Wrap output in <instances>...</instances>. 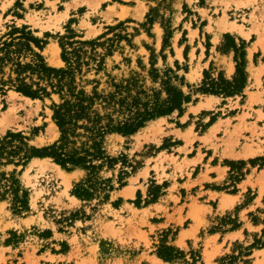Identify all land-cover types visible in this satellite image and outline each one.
Masks as SVG:
<instances>
[{
  "label": "rangeland",
  "instance_id": "1",
  "mask_svg": "<svg viewBox=\"0 0 264 264\" xmlns=\"http://www.w3.org/2000/svg\"><path fill=\"white\" fill-rule=\"evenodd\" d=\"M12 25L25 26L45 41L39 53L52 68L64 67L59 41L68 29L74 33L71 41H95L96 61H90L88 72L82 70L88 90L92 80L108 92L113 83L130 78L145 90L158 89L152 68L171 69L183 78L180 88L190 101L181 113L155 118L132 135L104 138L106 154L119 160L114 171L100 174L112 179L106 201H100L102 193L89 201L71 195L85 173L66 172L48 158H33L24 167L0 166V174L12 175L27 193V209L21 212L12 209L11 193L0 196V264L21 258L26 264L44 263L45 255L79 245L95 248L98 264H132L137 255L145 257L142 264H264V0H0V37ZM226 34L237 44L245 42L246 84L232 97L198 92L204 71L213 79L219 73L233 79V52H223ZM49 48L58 49L59 64L50 62ZM49 105L12 90L0 93V138L21 132L36 149L54 142L58 130ZM236 128L250 136L244 139L250 157L198 164L187 159L209 154L203 145L220 129L230 138ZM121 162L128 173L126 190L117 183ZM219 164L226 175L210 179L216 172L209 165ZM155 186L160 194L146 204ZM210 189L235 195L239 202L219 214L204 194ZM174 195L175 204L166 202ZM178 201L190 205L176 212ZM247 205L250 217L240 215L245 227L233 240L226 234L240 226L236 212ZM162 245L180 253L164 261L157 254ZM148 255L159 261L150 263Z\"/></svg>",
  "mask_w": 264,
  "mask_h": 264
},
{
  "label": "trees",
  "instance_id": "2",
  "mask_svg": "<svg viewBox=\"0 0 264 264\" xmlns=\"http://www.w3.org/2000/svg\"><path fill=\"white\" fill-rule=\"evenodd\" d=\"M73 38L74 33L70 29L67 35L60 37L64 67L52 68L46 65L39 53L45 41L33 36L27 27L12 25L0 37V93L12 90L32 100H49L51 120L58 130V138L40 149L30 146L28 138L21 132H7L0 138V166L24 167L33 158H48L66 172L81 170L85 173L74 184L71 195L89 201L102 193V202L106 201V192L112 191L113 186L111 178L104 179L100 174L104 170L114 171L119 161L106 154L104 138L112 133L132 135L155 118L170 115L174 111L181 113L182 106L190 101V96L180 88L183 78L171 69L159 72L152 68V81L158 83V89L145 90L135 79L130 78L113 83V88L108 92L99 91L98 81L92 80L93 85L88 90L89 81L83 79L85 73L82 70L85 67L88 72L90 61H96L94 46L98 44L95 41H71ZM224 42L223 52H233V79L228 81L221 73L213 79L204 71L198 92L224 98L241 94L247 80L245 42L239 39L237 44L235 38L228 34L224 35ZM85 46L90 50L84 49ZM102 64L101 57L96 73L101 70ZM122 167L123 162L117 175L120 188L126 185L124 181L128 177ZM0 181L5 182L6 188L0 196L3 198L8 192L13 196L12 209L15 212L27 209V193L21 190L13 176L7 179L4 174H0ZM149 194L151 198L146 204L157 200L160 187L155 186ZM137 198H140L139 193ZM179 253L172 247L162 245L157 254L162 260L171 261Z\"/></svg>",
  "mask_w": 264,
  "mask_h": 264
},
{
  "label": "crops",
  "instance_id": "3",
  "mask_svg": "<svg viewBox=\"0 0 264 264\" xmlns=\"http://www.w3.org/2000/svg\"><path fill=\"white\" fill-rule=\"evenodd\" d=\"M249 125H252L253 123H248ZM234 125H237L234 124ZM212 126L206 131L205 136H208L210 134ZM229 131L232 129L229 128ZM234 130V127H233ZM224 130L220 129L217 131L214 135L215 139H211L209 142H207L204 146V150L209 151V154H202V158H199L197 155H194V157H188L187 159H193L197 160L196 164H198L200 161H204L205 163H208L209 161H212L213 158L218 159V161H224V160H234V159H244L248 158V152L250 151L249 143L245 142L244 139H250L249 134L247 131H237V128L234 131V134L232 137H226L224 134ZM237 141V142H236ZM253 148V147H252ZM205 156V157H203ZM214 172H216V175L213 177H209L212 180H219L222 179L226 175V171H223L220 166V168H216V166L209 165ZM216 168V169H215ZM203 171V169H201ZM200 170V171H201ZM220 175V179H219ZM205 181V180H204ZM244 182V181H243ZM128 189V186H125L122 190ZM129 192L135 193V190H129ZM204 194L208 199H213V202L215 203L216 211H218L219 214H223L226 212H229L236 206L239 202V199L235 197V195H228L224 193L217 192L216 190H205ZM163 198H167V194L163 196ZM177 200V197L174 195L171 198H168L166 202H173L175 204ZM179 205L177 204L174 206V211H183L184 208H182V205L189 206L190 203H187L186 201L181 202L178 201ZM228 204V205H226ZM226 205V206H224ZM223 206V207H222ZM203 207L205 208L206 205L204 204ZM212 209V208H211ZM250 206L247 205L245 208H240L237 213L238 218V224L240 226L234 228L233 230L227 232L226 235L232 236L233 240L239 239L240 235L242 234V229L245 227L244 224H241V218L240 215L242 214V218H248L250 217ZM213 210V209H212ZM240 220V221H239ZM57 236V235H55ZM59 236V235H58ZM6 252V249H1ZM260 251V250H256ZM4 257L6 260V256L4 253ZM46 262L42 263L39 262V264H98V258H97V252L95 248L87 247L85 245H79V246H71L70 249L63 253H49L48 255H45ZM145 257L143 255H137L134 260L132 261V264H142V260ZM146 260H148L150 263L155 261L158 262L159 259L154 257L153 255H148L146 257ZM14 264H26L22 258L20 259V262H16ZM147 264V263H144Z\"/></svg>",
  "mask_w": 264,
  "mask_h": 264
},
{
  "label": "bare ground",
  "instance_id": "4",
  "mask_svg": "<svg viewBox=\"0 0 264 264\" xmlns=\"http://www.w3.org/2000/svg\"><path fill=\"white\" fill-rule=\"evenodd\" d=\"M46 55L49 56L50 62L53 64H59L60 60L58 58V49L57 48H49L45 51ZM58 168V167H57Z\"/></svg>",
  "mask_w": 264,
  "mask_h": 264
}]
</instances>
